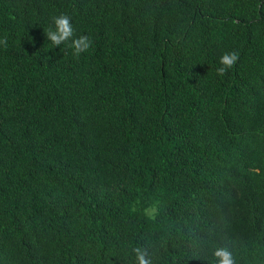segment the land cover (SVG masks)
I'll use <instances>...</instances> for the list:
<instances>
[{"label": "trees", "instance_id": "obj_1", "mask_svg": "<svg viewBox=\"0 0 264 264\" xmlns=\"http://www.w3.org/2000/svg\"><path fill=\"white\" fill-rule=\"evenodd\" d=\"M3 38L0 264H264V0H0Z\"/></svg>", "mask_w": 264, "mask_h": 264}, {"label": "clouds", "instance_id": "obj_2", "mask_svg": "<svg viewBox=\"0 0 264 264\" xmlns=\"http://www.w3.org/2000/svg\"><path fill=\"white\" fill-rule=\"evenodd\" d=\"M53 26L44 30L47 40L51 42L54 47L65 45L72 50L74 58H79L81 54L87 52L92 46V40L87 35L76 36L71 17L67 14H60L52 18ZM0 45L7 48V39H0ZM239 59V54L236 52H225L220 57L221 67L217 68V75L224 76L227 71L235 66ZM136 253L137 264H150L147 259V252L142 248H134ZM214 257L218 258L216 264H235L231 252L227 248H217Z\"/></svg>", "mask_w": 264, "mask_h": 264}]
</instances>
